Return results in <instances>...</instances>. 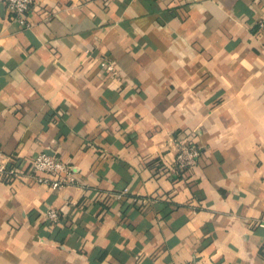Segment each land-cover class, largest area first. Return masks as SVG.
Instances as JSON below:
<instances>
[{
  "label": "crops",
  "instance_id": "crops-1",
  "mask_svg": "<svg viewBox=\"0 0 264 264\" xmlns=\"http://www.w3.org/2000/svg\"><path fill=\"white\" fill-rule=\"evenodd\" d=\"M30 16L0 0V147L78 182L0 183V264H264V0H37ZM183 136L201 156L173 177Z\"/></svg>",
  "mask_w": 264,
  "mask_h": 264
},
{
  "label": "built area",
  "instance_id": "built-area-1",
  "mask_svg": "<svg viewBox=\"0 0 264 264\" xmlns=\"http://www.w3.org/2000/svg\"><path fill=\"white\" fill-rule=\"evenodd\" d=\"M36 2L37 0H3L9 19L25 29L32 26L30 12ZM258 27L261 35H264V17L259 20ZM101 65L109 76L120 79L118 69L109 58L103 59ZM176 146V155L169 170L173 177H180L189 173L198 163L201 148L189 136L176 138ZM77 173L78 169L75 165L50 154L39 153L24 161L19 155L7 154L0 147V183H13L18 179L26 178L52 190H58L77 183ZM116 197L121 198L122 195ZM60 220V212L50 209L46 221L56 226ZM185 264H198V262L192 260Z\"/></svg>",
  "mask_w": 264,
  "mask_h": 264
},
{
  "label": "trees",
  "instance_id": "trees-1",
  "mask_svg": "<svg viewBox=\"0 0 264 264\" xmlns=\"http://www.w3.org/2000/svg\"><path fill=\"white\" fill-rule=\"evenodd\" d=\"M161 170H162V167H160V166H157V167H156V171H157V172H159V171H161ZM46 224H47L48 226H50V223L47 222Z\"/></svg>",
  "mask_w": 264,
  "mask_h": 264
}]
</instances>
